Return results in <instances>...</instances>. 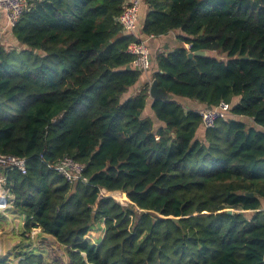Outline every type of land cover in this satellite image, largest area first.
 <instances>
[{
	"label": "trees",
	"instance_id": "1",
	"mask_svg": "<svg viewBox=\"0 0 264 264\" xmlns=\"http://www.w3.org/2000/svg\"><path fill=\"white\" fill-rule=\"evenodd\" d=\"M127 1L33 0L12 29L21 49L1 48L0 153L28 159L26 174L0 166L12 209L70 264H264V0H142L144 36L179 32L152 60L172 95L152 117L149 82L125 98L143 74L127 51L141 38L118 21ZM222 100L235 116L205 128L191 101ZM66 156L87 183L49 167ZM16 256L0 264H62Z\"/></svg>",
	"mask_w": 264,
	"mask_h": 264
},
{
	"label": "built area",
	"instance_id": "2",
	"mask_svg": "<svg viewBox=\"0 0 264 264\" xmlns=\"http://www.w3.org/2000/svg\"><path fill=\"white\" fill-rule=\"evenodd\" d=\"M33 0H0V12H3L6 16L7 26L11 29L20 21L23 15L32 6ZM142 0H128L123 12L118 17V21L122 25L124 31L129 34H136L138 25L139 9ZM2 41L0 39V50ZM191 44H187V48H190ZM131 55L134 56L133 64L136 68L142 72L148 73L152 65V56L147 42L143 39L139 41H133L129 44L128 50ZM153 81V80H152ZM151 81V83H152ZM150 83V84H151ZM151 86V85H150ZM232 107L229 102L222 100L218 105L214 107H204L197 109L198 114L201 117L202 125L209 129L215 126V124L221 119H228L235 116L232 111ZM54 122L56 119L53 120ZM0 166L8 169H16L22 174H26L28 171V159L27 157L13 155V154H1L0 153ZM49 167L57 170L64 175L69 181H82L88 182V178L84 175L85 164L75 160L73 157L66 156L58 160L55 164H50ZM116 197L122 201H129V199L120 192H108L105 189H101L100 198L102 197ZM15 200L11 188L8 183V176L6 173L0 172V211H4L10 207ZM123 204H127L123 202ZM34 227L29 234L34 238V234H39ZM90 233V232H89ZM28 236V234H26ZM89 237V235H88Z\"/></svg>",
	"mask_w": 264,
	"mask_h": 264
},
{
	"label": "crops",
	"instance_id": "3",
	"mask_svg": "<svg viewBox=\"0 0 264 264\" xmlns=\"http://www.w3.org/2000/svg\"><path fill=\"white\" fill-rule=\"evenodd\" d=\"M146 12H147V8H146V6H144V10L139 14V18H138L139 20H138L137 29H139V30L136 29L137 36L147 42V45H148L150 52H151V56H152V53L156 56L157 53L172 52L178 46L177 36H178L179 32L178 31H170L167 34L160 35V36H150V37L144 36V34L141 33V28H142V25L144 22V18L146 16ZM2 21H4L7 24L5 14L3 12H0V24H3ZM11 31H12V29H11ZM0 35H2V37H3V38H1V41L5 42L6 37L4 35V32L1 33V30H0ZM154 59H155V57L152 56V60H154ZM151 81H152L151 73L150 72H148V73L143 72L142 79L138 83V86L134 90H132V91L130 90L126 95L135 94L136 92H138L140 90V88L142 87L144 82L146 84V82L151 83ZM152 102H153V98L150 96L148 98L147 108L143 113L145 116L150 115L152 117V112L150 111V107L152 105ZM190 104L192 107H194L196 109H201V108L207 107L204 104H201V103L195 102V101H191ZM263 206H264V202H263ZM10 208H12V207H10ZM10 208H8L4 211H0V213L2 212L4 215H7L9 220H11L10 214H12L13 219L16 220L17 223H16V225H14V224L10 225L11 228H14L13 233H11V234H14V233L21 234L22 230L24 229V225H25L24 219L19 214H17L14 210H12ZM0 218H1V216H0ZM2 221L7 222V218L3 217L1 219V222ZM88 235H89V238H91L94 242L98 243L105 236L104 225H102L101 228L91 230ZM88 235H87V237H88ZM17 236H19V235H17ZM39 236H41V238H37V240H35V238L34 239H28V240H30L29 242H25V244H22V245H17V248H18L17 252H19L23 248H31L32 249V248H36V247H40L41 249H47L48 250L49 249L48 244L45 243L47 240L55 241V243L59 244L58 241L56 240V238L51 236V235L42 234L40 232L37 237H39ZM18 243H20L19 239H18ZM59 246L63 249V254H62L63 257L62 258L59 257L62 259V264H70L69 259L67 257H64V247H62L60 244H59Z\"/></svg>",
	"mask_w": 264,
	"mask_h": 264
},
{
	"label": "rangeland",
	"instance_id": "4",
	"mask_svg": "<svg viewBox=\"0 0 264 264\" xmlns=\"http://www.w3.org/2000/svg\"><path fill=\"white\" fill-rule=\"evenodd\" d=\"M144 10V5L140 4V9H139V13L142 12ZM140 22V21H139ZM3 24H0V30L1 33L4 32V35L6 37V41L3 42L2 41V45L1 48H6V49H21L18 43L14 42V36H13V32L11 31V28H8L7 24L2 21ZM139 30V29H137ZM3 38L2 35H0V39ZM8 41V42H7ZM214 55H216L219 58L225 59L227 60L228 58L226 57V54H219V53H215ZM152 56L155 57V55L152 53ZM155 65V63H154ZM151 85V84H150ZM138 86V83L134 86L131 87V91L134 90L136 87ZM130 95H126L125 98H128ZM151 111V109H150ZM12 209V208H10ZM13 210V209H12ZM247 214H250V212H248ZM0 254L2 255H6L11 261H13L14 263L19 262V259L21 257L16 256L17 254V245H22L25 244V242H29L30 240H26L24 239L21 235L24 233L26 237H28L29 239H34L37 240V238H41V236L37 237L38 235L35 233L34 234V238H32V236L29 234L32 230L34 231V228H31L30 232H27L25 229V225H24V229L22 230L21 234L18 233H13V229L11 228L10 225L14 224L16 225L17 221L13 219V215L10 214L11 220L8 219L7 215H4L2 212L0 213ZM7 218V222H1L2 218ZM39 231L41 230L39 227H36ZM36 229V231L38 232V230ZM40 233V232H39ZM28 234V236L26 235ZM19 235V236H17ZM18 239L20 241V243H18ZM46 244H48L49 249H41L40 247H36L37 249L41 250L44 255L47 257V259L50 258H59V257H63V249L59 246V244L55 243V241H50L47 240L45 242ZM31 249V248H28ZM19 257V258H18ZM65 257V256H64Z\"/></svg>",
	"mask_w": 264,
	"mask_h": 264
},
{
	"label": "water",
	"instance_id": "5",
	"mask_svg": "<svg viewBox=\"0 0 264 264\" xmlns=\"http://www.w3.org/2000/svg\"><path fill=\"white\" fill-rule=\"evenodd\" d=\"M202 56V55H208V51H195V52H189L188 53V56L190 58H193L194 56ZM245 59H247L248 57H244ZM150 96L153 98V99H166V100H169L172 98V95L171 94H166L159 86H158V82L156 80H153L152 83H151V86H150ZM250 196H252L253 194H249ZM233 210L230 209L229 210V213H232Z\"/></svg>",
	"mask_w": 264,
	"mask_h": 264
}]
</instances>
